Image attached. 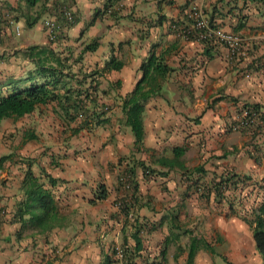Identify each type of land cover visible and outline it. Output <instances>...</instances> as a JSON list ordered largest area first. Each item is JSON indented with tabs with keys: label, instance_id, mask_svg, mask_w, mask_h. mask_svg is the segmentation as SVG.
Segmentation results:
<instances>
[{
	"label": "crops",
	"instance_id": "1",
	"mask_svg": "<svg viewBox=\"0 0 264 264\" xmlns=\"http://www.w3.org/2000/svg\"><path fill=\"white\" fill-rule=\"evenodd\" d=\"M68 1L75 9V23L67 27L64 40L52 47L77 58L86 44L97 39L98 48L84 53L76 69L89 64L96 72L111 58L123 63L119 71L95 76L107 80L96 95L106 109L100 120L109 121L80 130L76 141L55 104L48 107L56 113L35 114L31 123L16 129L5 130L2 123L0 157L12 156L0 168V264H105V257L113 260L112 250L122 245L131 251L133 264H187L191 239L204 240L213 249L208 233L197 234L196 227L201 215L208 225L217 220L205 208L227 204L218 206L214 201V182L228 173L251 177L262 170L256 169L264 135L234 133L229 125L241 105L254 107L264 118V5L245 0L198 1L205 14L214 12L219 27L242 38L246 55L232 62L224 47L206 53L202 43L178 38L170 29L172 21L184 23L192 0H122L120 9L114 7L115 15L100 16L89 27L108 0ZM1 7L7 8L20 33L0 21V96L18 87L17 82L32 69L23 52L32 45H48L43 18L26 28L18 0H0ZM150 53L161 56L173 72L162 81L161 93L145 103L143 140L136 147L130 129L120 125L119 105L141 78L140 65ZM53 117L54 121L44 122ZM5 131L11 138L17 135L22 145H36L28 154L3 138ZM27 132L37 139L27 141ZM73 140L77 154L68 146ZM254 140L262 145L246 151L244 144ZM173 149H184L183 156L177 160ZM27 158L62 181L53 193L66 221L45 236L33 234L16 218L24 173L18 160ZM197 168L204 174L191 173ZM128 172L136 192L133 209L124 214L118 203L131 191L125 192L120 180ZM253 183L247 181L250 188ZM98 184H104L109 195L92 203ZM137 230L141 244L136 250ZM209 254L214 252L198 248L193 264H210Z\"/></svg>",
	"mask_w": 264,
	"mask_h": 264
},
{
	"label": "trees",
	"instance_id": "2",
	"mask_svg": "<svg viewBox=\"0 0 264 264\" xmlns=\"http://www.w3.org/2000/svg\"><path fill=\"white\" fill-rule=\"evenodd\" d=\"M121 1L108 0L103 6L100 15L94 16L87 27L92 26L100 16L105 14L112 16L116 13L117 11H115L116 9L114 10V7L120 9ZM247 2L264 5V0H245V3ZM48 3L49 0H18V10L24 13L23 19L26 28L34 27L42 18L45 19L47 17ZM0 9L4 10L7 8L1 7ZM10 10L12 9L10 8ZM206 15L210 27H219L214 22V12ZM202 44L207 48L206 53L212 50V48L222 46L218 43L211 44L208 41H204ZM98 45V40L93 39L84 46L80 53L81 55L77 58L56 51L52 47V44L44 46L32 45L28 47L23 52L24 56L28 58L33 66L27 73L28 86L23 88L15 87L10 92L0 96V127L7 120L17 121L35 114L46 115L47 112L43 111V109H48V106L52 104L57 106L59 113L63 117L62 119L70 126L71 135L78 134L80 130H90L92 125H105L109 120L107 118L100 120V118L104 116L106 109L99 103L98 96L96 95L97 87L93 85L92 78L97 74L104 76L112 71H119L123 63L111 58L98 73L85 72L83 67L75 68L81 63L82 55L86 52H94L98 48ZM139 70L141 78L137 81L132 92L121 99L119 105L121 113L120 125L130 129L134 136L136 147L140 146L143 140L142 114L145 110V103L153 96H157L159 92L161 93L162 81L169 73L173 72V69L164 63L162 57L155 55V53H150L147 59L140 65ZM97 108L103 111L98 112ZM251 108L256 110L254 107ZM256 111L259 112L258 110ZM51 112L56 113L57 110L51 107ZM78 120H80L79 125L76 123ZM73 123L76 124L74 127H72ZM260 131H264V127L257 125L252 127L248 132L259 133ZM25 138L29 141L37 139L36 135L32 132H27ZM173 153L178 160L183 156L184 149H173ZM11 156L4 155L0 157V168ZM20 161L19 163L24 166V173L20 182L23 199L17 204L16 218L22 226L33 231V234L40 236L48 235L54 230L62 228L66 221L64 213L61 212L59 201L53 193V189L62 181L53 178L32 158ZM34 166H36L38 172L34 171ZM179 168L184 173L186 172L182 165H179ZM191 173L202 174L203 171L202 168H197L191 171ZM250 180L251 177L249 176L244 177L228 173L225 177L214 182L212 186L214 201L218 206L223 202H228L229 212L230 214H234L233 194H236L240 190L239 194L242 195L244 187H247V181ZM120 181H123V187L129 186L132 188L131 195L121 199L118 203L120 210L124 214H128L129 210L134 207L136 186L132 185L130 172ZM258 186L259 189L263 190L264 182ZM124 190L125 192L127 191L126 189ZM253 190L256 189L247 191L245 194L246 199L252 198L253 201H251L252 204L249 207L248 215H246L248 217L244 221L251 231L260 262L264 264V196L259 195L256 191L253 192ZM133 191L134 193H132ZM108 195L109 191L106 186L98 184L91 202L95 203L105 200ZM209 196L206 195L205 198ZM258 198L261 199L259 200ZM128 203L131 205H128ZM133 238L135 240V249L137 250L141 244L139 230L136 231ZM121 247L124 250L128 264H133L130 261L132 258L131 251L124 245ZM198 248H204L213 253V249L204 240L193 238L191 239L187 264H193ZM112 256L114 257V249L112 250ZM113 263H116L114 259L112 260L108 256L105 257V264Z\"/></svg>",
	"mask_w": 264,
	"mask_h": 264
},
{
	"label": "rangeland",
	"instance_id": "3",
	"mask_svg": "<svg viewBox=\"0 0 264 264\" xmlns=\"http://www.w3.org/2000/svg\"><path fill=\"white\" fill-rule=\"evenodd\" d=\"M64 40V37L56 44V46L58 44L61 43V41ZM54 46V45H52ZM62 54H66L67 53H62ZM74 54H77V51L74 52ZM72 55V54H71ZM88 66L86 68H84L85 72H91L94 73L95 70L93 69L94 67H92L91 65L87 64ZM98 71V69L96 70V72ZM98 73V72H97ZM96 75H94V77L92 78L93 81V85H95L97 88L100 86V89H104L106 87V82L107 80L104 79V81L101 82V80L96 79L95 77ZM98 76V75H97ZM99 77V76H98ZM17 86L18 88H23L28 86V76L26 75L24 79L19 80L17 82ZM110 105L114 106L112 103H110ZM46 112L50 115L51 109H46ZM47 114V116H48ZM34 115H32L31 117H33ZM46 116V117H47ZM30 116L24 117L22 119H19L17 121L14 120H7L5 121V125H6V129L5 130H9L11 128L16 129L18 125L23 126L27 123H31L30 121ZM54 117L52 118V120L50 119H46L44 120V122H48L50 123L53 120ZM80 120L76 121V123L80 124L79 122ZM78 124V125H79ZM60 125V124H58ZM67 125V124H66ZM76 124H72V127H74ZM67 127L70 126L67 125ZM87 130V129H86ZM71 133V130H69ZM89 131V130H88ZM80 133V132H79ZM79 133L76 135H71V137H74V140H78L79 137ZM6 131L3 133V138H5L6 140H11L14 143V147H19V149L21 150H25L26 153H30V149L33 148V146H35L36 144L34 143H30V144H25L22 145L21 143V139L15 135V138H11V135L9 136L6 135ZM254 137H257L258 135H264L261 133H252L250 132V135ZM6 135V136H5ZM254 139V138H253ZM256 139V138H255ZM73 140V142H71V144L69 143L68 146H70V148L72 149V153L77 154L78 153V149H77V145L75 144V141ZM29 141V140H27ZM262 145L260 143H258L257 140L253 141H248L244 144L246 151H251V147H258ZM12 147V145H11ZM261 150H259V161L257 162V169L262 168V170L260 172H256V173H251V179H253L254 183L251 185V188L249 185H247V187L245 186L243 189V193L241 194H236L235 198L232 200L233 201V209H234V214H230L229 209H228V202L224 207H216V208H212V207H207L205 208L206 211L208 212V216L213 215L215 216L214 218L217 220H213L212 222H210L211 224H206L205 220H207V218H205L204 216H200L202 218V220H200L197 224V234H200L199 231H202L203 233H208V242L212 244L213 246V252L214 254H209V259L210 260V264H261L260 262V257L258 255V253L255 250V245L253 243V239H252V234L251 231L248 227V225L245 223L244 219L248 216V212H249V207L252 204L251 201L252 198H247L245 197V194L247 191H251L252 189H256L253 190V192L256 191V193H258L259 195L264 196V187L263 190L259 189L258 185L262 184L264 182V145L263 147H260ZM47 150L44 151V153H46ZM18 162H21L18 160ZM34 171H37L36 166H34ZM255 187V188H254ZM259 199V198H258ZM261 199V198H260ZM259 199V200H260ZM258 200V201H259ZM218 217H221L222 219L218 220ZM205 219V220H204ZM196 230V229H195ZM223 257V258H222ZM203 258L201 257V260Z\"/></svg>",
	"mask_w": 264,
	"mask_h": 264
},
{
	"label": "built area",
	"instance_id": "4",
	"mask_svg": "<svg viewBox=\"0 0 264 264\" xmlns=\"http://www.w3.org/2000/svg\"><path fill=\"white\" fill-rule=\"evenodd\" d=\"M199 0H192L185 15L184 23L176 21L170 24V29L175 36L186 41L202 43L208 41L211 44H220L227 51L229 59L234 62L246 55L242 38L233 32H228L221 27H210L205 12L198 4ZM48 15L42 20V27L46 31L48 44L56 45L65 35L68 26L75 21V9L68 0H49ZM0 21H5L13 26L16 34L20 33V27L15 23L12 16L5 10L0 9ZM263 126L264 119L261 114L251 107L241 105L238 115L229 125L231 132H248L254 126ZM149 175V172H147ZM127 191L132 188L126 186ZM3 213V211H1ZM114 260L116 264H128L122 247H114Z\"/></svg>",
	"mask_w": 264,
	"mask_h": 264
},
{
	"label": "clouds",
	"instance_id": "5",
	"mask_svg": "<svg viewBox=\"0 0 264 264\" xmlns=\"http://www.w3.org/2000/svg\"><path fill=\"white\" fill-rule=\"evenodd\" d=\"M234 133H236V132H234ZM248 133H250V132H248ZM147 172H149V171H146V175H148ZM149 175H150V173H149ZM149 175H148V176H149ZM115 264H116V263H115Z\"/></svg>",
	"mask_w": 264,
	"mask_h": 264
}]
</instances>
